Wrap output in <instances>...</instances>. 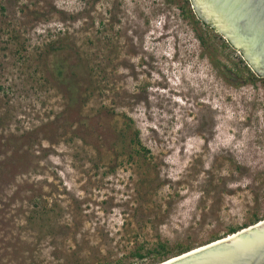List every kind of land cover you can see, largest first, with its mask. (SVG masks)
Instances as JSON below:
<instances>
[{
	"label": "rangeland",
	"instance_id": "obj_1",
	"mask_svg": "<svg viewBox=\"0 0 264 264\" xmlns=\"http://www.w3.org/2000/svg\"><path fill=\"white\" fill-rule=\"evenodd\" d=\"M198 19L0 0V264H146L264 216V77Z\"/></svg>",
	"mask_w": 264,
	"mask_h": 264
},
{
	"label": "water",
	"instance_id": "obj_2",
	"mask_svg": "<svg viewBox=\"0 0 264 264\" xmlns=\"http://www.w3.org/2000/svg\"><path fill=\"white\" fill-rule=\"evenodd\" d=\"M203 22L237 49L264 77V0H191ZM156 264H264V218L194 250Z\"/></svg>",
	"mask_w": 264,
	"mask_h": 264
},
{
	"label": "trees",
	"instance_id": "obj_3",
	"mask_svg": "<svg viewBox=\"0 0 264 264\" xmlns=\"http://www.w3.org/2000/svg\"><path fill=\"white\" fill-rule=\"evenodd\" d=\"M198 21L203 26H208L209 25L208 23L203 22L200 18L198 19ZM197 38L199 39L200 43L204 46L205 45V41H204L202 35L197 34ZM60 75H62V73ZM137 144L140 145L139 142ZM262 218H264V216L263 217L254 216L252 219H250V222L248 224H244L241 227H231V228H229L227 234L235 232V231L239 230L240 228L245 227V226H247L249 224H252V223H254V222H256V221H258V220H260ZM221 237L222 236L213 237L210 241H212L214 239H217V238H221ZM191 248H193V247L178 245V246H176L173 249V248H170L167 243L159 241V242L156 243L155 247L151 249L152 250L151 252H152L153 256L146 264H155L157 262H160L162 260L167 259V257L180 254L182 252L190 250ZM136 254L140 258L143 257V255H141L138 252Z\"/></svg>",
	"mask_w": 264,
	"mask_h": 264
},
{
	"label": "bare ground",
	"instance_id": "obj_4",
	"mask_svg": "<svg viewBox=\"0 0 264 264\" xmlns=\"http://www.w3.org/2000/svg\"><path fill=\"white\" fill-rule=\"evenodd\" d=\"M263 219V218H262ZM248 226V225H247ZM246 227V226H245ZM226 236H230V233L229 234H227V235H225V236H223V237H221V238H217V239H214V240H212V241H209V242H207V243H205V244H202V245H199V246H197V247H195V248H192V249H190V250H194V249H198V248H200V247H203V246H206V245H209V243H214L215 241H217V240H219V239H222V238H224V237H226ZM188 251V250H187ZM186 252V251H185ZM184 253V252H183ZM161 262V261H160Z\"/></svg>",
	"mask_w": 264,
	"mask_h": 264
}]
</instances>
